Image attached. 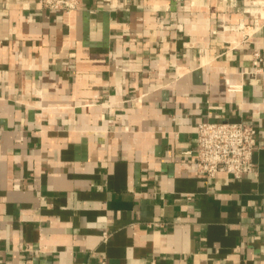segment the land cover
<instances>
[{
	"label": "crops",
	"instance_id": "obj_1",
	"mask_svg": "<svg viewBox=\"0 0 264 264\" xmlns=\"http://www.w3.org/2000/svg\"><path fill=\"white\" fill-rule=\"evenodd\" d=\"M244 1L0 0V264H264V24L224 28ZM240 119L257 169L200 174L199 123Z\"/></svg>",
	"mask_w": 264,
	"mask_h": 264
},
{
	"label": "built area",
	"instance_id": "obj_2",
	"mask_svg": "<svg viewBox=\"0 0 264 264\" xmlns=\"http://www.w3.org/2000/svg\"><path fill=\"white\" fill-rule=\"evenodd\" d=\"M44 8L51 11L70 12L78 9L83 0H39ZM264 24V0H245L243 16L225 23V30L240 32L243 39L258 32ZM263 57L254 54V64L259 66ZM228 90L239 91L242 84L226 80ZM257 145V128L245 119L235 121H201L197 128L195 144L185 151L190 155L197 170L207 178L219 173L241 177L257 169L254 150ZM97 264H111L102 257Z\"/></svg>",
	"mask_w": 264,
	"mask_h": 264
}]
</instances>
